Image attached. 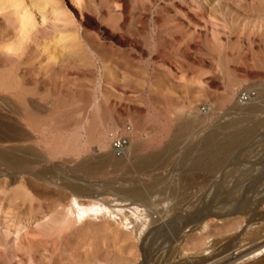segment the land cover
<instances>
[{"label":"rangeland","instance_id":"obj_1","mask_svg":"<svg viewBox=\"0 0 264 264\" xmlns=\"http://www.w3.org/2000/svg\"><path fill=\"white\" fill-rule=\"evenodd\" d=\"M53 3L56 13H36L39 31L23 39L16 10L0 3V44L23 41L22 59L0 52V137H18L0 140V151L23 149L38 160L33 170L48 176L23 172L13 180L14 169L0 156V264H29L31 256L37 264H227L237 246L255 238L263 244L264 217L243 211L228 220L217 216L228 205L218 194L224 196L226 183L232 186L240 172L227 180V165L205 173L180 155L216 123L238 119L234 106L252 103L264 90V0ZM244 89L256 93L251 101H240ZM125 123L133 126L132 148L141 150L119 170L83 171L84 163L112 152L109 132ZM247 137L229 156L247 150L246 163L264 161V123ZM178 139L158 168L134 166ZM126 186L146 189L136 199L138 219L128 211L132 204L112 201L131 202ZM258 191L247 192L250 201ZM75 198L83 206L125 208L132 223L126 228L99 211L77 224V209L72 216L69 211ZM207 213L217 214L204 218ZM202 219L208 229L195 233Z\"/></svg>","mask_w":264,"mask_h":264},{"label":"bare ground","instance_id":"obj_2","mask_svg":"<svg viewBox=\"0 0 264 264\" xmlns=\"http://www.w3.org/2000/svg\"><path fill=\"white\" fill-rule=\"evenodd\" d=\"M53 2H54V0H0V3L4 7V9L10 8V9L16 10V11L15 10L14 11L17 14L16 16H17V21H18L19 35H20L19 39L25 38V36L28 33L32 32L34 30L39 31L38 24L40 22L38 23V21H37L36 13H39L41 17H44L46 15V11H47L46 9L47 8H49L48 12L51 11L50 12L51 14L56 13L55 5ZM51 14H49V15H51ZM44 21L42 19V22H44ZM73 38L75 40H79L78 34H75ZM21 44H23V41L19 42V45H21ZM253 100H252V103L246 102L242 105L234 106L235 113L237 112V114L240 115V116H238V119H233L232 121L226 122V123L225 122L224 123L218 122V123H216L217 125L214 124V125H216V127L215 126L211 127L209 125L211 127V130L204 137L203 136L200 137L198 139V141L196 143H194L193 146L186 147L185 150H183L184 151L183 156L180 155L182 157V159H181L182 162L186 163V162L190 161L195 170H198V171L199 170H201V171L205 170V173H207L206 172V170H207L208 172L212 171V174H213V170L217 169V167H220V165H222V164L227 165L228 169L226 170V172H224V175H225L226 179L228 177L229 180L231 178V177L229 178V175H231L235 172H240V174L238 175L239 176L238 179L235 180V182L232 186H231V183H230V186L228 185V183H226L227 189H225V192H224L225 195L221 196V194H218L219 195L218 199L223 201V202H226L228 204L226 207L227 210H224V213H221V214L207 213V214H205L204 218L209 217L210 215L217 214V216L219 218H222L223 220H228L231 215H233L235 212H239V211H243L244 213H250L251 216H253V215L259 216V218L264 217V210H263L264 207H260V204L264 201V186H263V192H260V187H262V185H264V170H261L260 172H258V170H257L260 166L258 164L264 163V161L253 162L254 161L253 160L250 163H246L244 160L246 158L245 155L247 154V150L246 151L244 150L242 153H240L237 156H234V157L229 156L231 151L238 145L239 140L242 139V142L243 141L246 142L248 140V138H250L247 136L254 135V133H256L257 130L260 128L261 124L264 123L263 122L264 118H262L263 116L261 115L262 117H260L258 115L260 113L257 114V112H259V110H261V107L264 106V90L260 89L258 91V95ZM232 112H234V111H232ZM232 112H230V113H232ZM231 115H233V114H231ZM235 118H237V117H235ZM39 120H41V119H39ZM249 120H251L253 122L251 125L247 123ZM251 121L249 123H251ZM179 131H180V129H179ZM99 135H100L99 138L101 141V146L105 147L106 146V139L104 137V132L100 131ZM243 136H246V137H243ZM17 138L18 137H15V136L14 137H3L2 136V137H0V140L1 141H13L14 139L17 140ZM179 139L175 140V141L173 140V142L169 145V147L166 150L161 151L160 153L159 152L157 154L155 153V155L153 154V156L148 157V158L145 157V158L138 159L134 163V166L136 167V169H140V170L145 169V171H146V170H148L147 168H149V167L151 168V166L153 167L154 165H156V164L158 165V164H161L163 162L166 163V160L169 158L170 154L171 155L173 154L172 151L176 149V146H178L177 144H178ZM196 140H197V138H196ZM145 145H147V144H145ZM135 146H134V148H132L133 145L131 147H129L127 152L122 156H117L116 154H113L112 152H106V153L102 154V156L97 161L84 163L81 166V169L83 171H85L86 173L92 175V176L104 174L109 169L119 170L121 167H124L126 165V161L128 159L135 156L138 153V151H140L142 148V145H139V144H138V146H136V147ZM183 147H184V145H183ZM170 151H171V153H170ZM249 152L250 151H248V153ZM174 153H175V151H174ZM28 154H29V152H28ZM0 156L7 166L11 167V169L12 168L14 169L12 174H11V172L9 173L11 176L10 178L13 180L14 179L16 180L17 178H19L18 173H23V172H31V173H33V175L35 174V176H38L40 180H41V178L42 179H48V176L46 175L45 170H42V169L36 170V171L33 170L35 168V167L33 168V164L35 165V162L37 163L38 160L36 161V159H33L34 157L31 159L32 156L29 158L27 155V152L24 151L23 149L22 150L17 149V148L3 149L0 151ZM230 157L232 158L231 160H229ZM250 157H252V156H250ZM257 158H258V156H257ZM179 162L181 163V161H179ZM157 165L154 167H157ZM223 166H222V168H223ZM159 167H161V165ZM224 167H226V166H224ZM256 171L258 173H256ZM221 172H220V174H222ZM51 173H53V172H51ZM210 174H211V172H210ZM214 174H216V172H214ZM205 175H207V174H205ZM233 175H235V174H233ZM51 176H53V175H51ZM192 176H193V174H192ZM38 177H37V179H38ZM210 177L214 178V176H210ZM217 177H218L217 179H220L219 176H217ZM57 178H59V177H57ZM120 178L123 179L124 177L123 178L120 177ZM124 179H126V178H124ZM56 180H58V179H56ZM118 180H120V179H118ZM163 180H166V179L164 178ZM248 180H251V182L249 183L248 186H246L244 188L245 183ZM67 182H68V180H67ZM208 182H210V181H208ZM224 182L225 181H223V183ZM226 182H228V181H226ZM140 184H141V182H140ZM214 184H217V183L215 182ZM221 185H223V184H221ZM198 186H200V185H198ZM209 186H208V190H209ZM211 186H212V184H211ZM145 188L146 189H148V188L153 189V186L150 184ZM145 188L143 186H138V187H136V186L131 187L130 186V188L126 189L128 192H130V195H132V198L134 196V199H135V200H132V198H131L130 203L129 202L124 203V202H127L126 201L127 199H125L123 197L115 198L112 201H116L115 205H119V206H126V205L132 204V206L129 207L128 211L131 212V216L133 215L138 219L139 216L137 215V213L139 211H141L142 209L140 208V205H138L136 203L137 202L136 199H139L140 197L144 196V194H145L144 190H146ZM204 188L206 189V187H204ZM222 190H224V189H222ZM200 191L198 188V192H200ZM240 191H242L241 194H239ZM248 191H250V192L251 191L257 192L258 191L257 195L255 196L256 198L253 199L254 198L253 197L252 200L250 201V198H249L248 193H247ZM182 195H184V194H182ZM209 195H212V193L211 194L209 193ZM183 197H185V196H183ZM134 203H136V204H134ZM74 208H76L78 211V213L74 219V222L77 224L79 222H83L86 218L90 217L91 213H94L97 216L99 211H106L108 216L111 217V219L118 221V222L121 221V222L125 223L126 228H128L129 225L132 223L131 216L129 214L125 213V211H124L125 208L120 207V208H116V209L114 208L115 210H111L112 208L109 209V207H107V206H98V205H93V204L91 206H83L80 204V202L78 201L77 198H75L73 200V203H72L71 207L69 208L71 216L74 212ZM115 211H117V214L114 213ZM119 213L123 215V218L121 216H118ZM239 214H241V213H239ZM145 219H146V217H145ZM205 220H203L199 223L197 222V224H195V227H192V230H194L195 233L196 232H198L200 234L205 233L208 229V223H206ZM258 222H261V221H258ZM142 225H144V223ZM144 226H146V225H144ZM258 239L259 238H255V239H252L251 241H249L245 244L243 243L242 245H248V246H246L245 248H242V249H240V245L237 247L235 246L236 248L234 247L235 249L233 248L234 250L231 251L232 256H231L230 260L228 259L229 261L227 262V264H241V263L264 264V243L262 244V241L256 242V240H258ZM44 257H48V256L46 254H44ZM29 264H37V262L34 260V258L32 256L30 257Z\"/></svg>","mask_w":264,"mask_h":264},{"label":"built area","instance_id":"obj_3","mask_svg":"<svg viewBox=\"0 0 264 264\" xmlns=\"http://www.w3.org/2000/svg\"><path fill=\"white\" fill-rule=\"evenodd\" d=\"M256 93L250 89H244L239 93L241 102L249 101ZM133 126L130 123H125L117 129L109 132V144L111 151L117 156L124 155L132 143ZM211 241V240H210Z\"/></svg>","mask_w":264,"mask_h":264},{"label":"clouds","instance_id":"obj_4","mask_svg":"<svg viewBox=\"0 0 264 264\" xmlns=\"http://www.w3.org/2000/svg\"><path fill=\"white\" fill-rule=\"evenodd\" d=\"M0 52L13 57V58H23V45H17L14 42H8L7 44H0Z\"/></svg>","mask_w":264,"mask_h":264}]
</instances>
